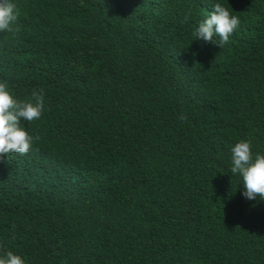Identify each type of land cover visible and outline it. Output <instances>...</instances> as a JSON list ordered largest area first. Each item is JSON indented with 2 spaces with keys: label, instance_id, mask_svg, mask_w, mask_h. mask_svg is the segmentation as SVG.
<instances>
[{
  "label": "trees",
  "instance_id": "16d2710c",
  "mask_svg": "<svg viewBox=\"0 0 264 264\" xmlns=\"http://www.w3.org/2000/svg\"><path fill=\"white\" fill-rule=\"evenodd\" d=\"M15 2L0 80L45 111L20 121L29 152L0 157V252L264 264V200L230 173L238 140L264 154V0ZM217 2L241 21L222 48L192 35Z\"/></svg>",
  "mask_w": 264,
  "mask_h": 264
},
{
  "label": "clouds",
  "instance_id": "9594fccd",
  "mask_svg": "<svg viewBox=\"0 0 264 264\" xmlns=\"http://www.w3.org/2000/svg\"><path fill=\"white\" fill-rule=\"evenodd\" d=\"M212 11L197 21L192 35L196 40L211 42L221 47L226 44L240 24V18L228 5L217 2L211 5ZM231 9V11L229 10ZM18 18L15 0H0V32L12 31ZM187 19V17H185ZM45 111L43 89L33 90L29 99L16 98L6 80H0V157L6 154H26L32 148L36 137L29 134L20 124L21 120H39ZM183 120L185 117L180 116ZM230 173L240 177L247 200L259 197L264 200V154L251 150V142L238 140L230 148ZM0 264H26L25 259L11 250L0 252Z\"/></svg>",
  "mask_w": 264,
  "mask_h": 264
}]
</instances>
